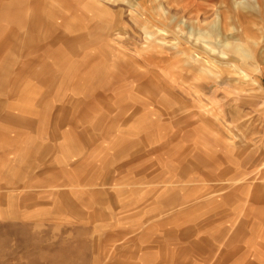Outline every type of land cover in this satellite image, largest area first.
I'll return each mask as SVG.
<instances>
[{"label":"rangeland","instance_id":"374dc122","mask_svg":"<svg viewBox=\"0 0 264 264\" xmlns=\"http://www.w3.org/2000/svg\"><path fill=\"white\" fill-rule=\"evenodd\" d=\"M258 194L264 0H0V264H264Z\"/></svg>","mask_w":264,"mask_h":264},{"label":"crops","instance_id":"0c3cea01","mask_svg":"<svg viewBox=\"0 0 264 264\" xmlns=\"http://www.w3.org/2000/svg\"><path fill=\"white\" fill-rule=\"evenodd\" d=\"M218 20L221 22L222 25L224 26H227V25H232V18L222 12H220L218 14ZM230 21V24H228V22ZM231 29L232 31L235 30V28L233 27V25L231 26ZM245 52V53H244ZM239 53L242 55V57L245 59V61L243 62V65L242 66H237L236 64L233 63H228L229 66L231 68H233L234 72L237 73L240 77H241V80L246 84V85H251V84H256L258 83L259 81L257 80V78H254L252 76V74H254V72H260V73H263V71L261 70V66H259L257 64V62H254L253 64H251L253 66V69L251 71L247 70L249 69V66H248V63H247V60H252L253 58V55L250 53V51L244 49V48H241L239 50ZM192 60L194 61H197V62H201L199 60V58H194L192 57L191 58ZM237 173V174H236ZM236 173L234 172V176H233V180H236V179H239V176H240V173L239 171L237 170ZM246 172H244L243 175H245ZM249 175V174H247ZM262 179H263V175H262ZM252 186V188H250ZM250 188L253 189L252 190V194L251 196H254V198L256 199L255 195L256 193H260V186H256V185H252L251 181H250V178H245V189H248ZM255 195H254V194ZM257 198L259 201L263 202L264 201V194H258L257 195Z\"/></svg>","mask_w":264,"mask_h":264},{"label":"bare ground","instance_id":"6f19581e","mask_svg":"<svg viewBox=\"0 0 264 264\" xmlns=\"http://www.w3.org/2000/svg\"><path fill=\"white\" fill-rule=\"evenodd\" d=\"M245 53V52H244Z\"/></svg>","mask_w":264,"mask_h":264}]
</instances>
